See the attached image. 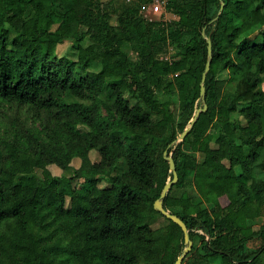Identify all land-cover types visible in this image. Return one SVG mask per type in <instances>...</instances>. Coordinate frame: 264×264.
Returning a JSON list of instances; mask_svg holds the SVG:
<instances>
[{
  "label": "trees",
  "instance_id": "1",
  "mask_svg": "<svg viewBox=\"0 0 264 264\" xmlns=\"http://www.w3.org/2000/svg\"><path fill=\"white\" fill-rule=\"evenodd\" d=\"M153 1L0 0V264H174L166 149L182 264H264V0Z\"/></svg>",
  "mask_w": 264,
  "mask_h": 264
},
{
  "label": "rangeland",
  "instance_id": "2",
  "mask_svg": "<svg viewBox=\"0 0 264 264\" xmlns=\"http://www.w3.org/2000/svg\"><path fill=\"white\" fill-rule=\"evenodd\" d=\"M143 12H144L145 16L148 19H151V20H155V19L169 20L171 18L176 17V15H174L171 12H168L165 9L164 2L162 0H154L153 2L147 4L144 7ZM59 49L62 50L63 52L69 50L70 49V42L67 41V42L61 44L59 46ZM223 75H226V72H224ZM227 86L229 88H233V83L229 82L227 84ZM261 87L264 88V83L261 85ZM81 127L84 128L83 126H81ZM90 156H91L93 161L100 159V154H99V152L96 149H92L90 151ZM202 158H203V154H200V159H202ZM80 162H81V159L79 157H75L71 164L73 165V167H77V166H80ZM50 166H52L51 170L55 174L63 173L61 168L58 167L57 165L52 164ZM125 170H126V161H125L124 158H121V159H119L118 164H117L115 170L113 171V174L114 175L121 174ZM73 173H74V169L73 168L68 169L67 172H66L67 175H73ZM82 182H83V179H75V180H73V184L74 185H80V184H82ZM100 185L101 186H108V185H110V183L108 181H106V180H103L100 183ZM67 199H68V204H69L70 203L69 202L70 197H68ZM166 221H167L166 217H164L161 214H158L155 218L150 220V224H151V226L153 228H156V227H159L161 224L165 223ZM259 221L260 222H264V217H262Z\"/></svg>",
  "mask_w": 264,
  "mask_h": 264
},
{
  "label": "water",
  "instance_id": "3",
  "mask_svg": "<svg viewBox=\"0 0 264 264\" xmlns=\"http://www.w3.org/2000/svg\"><path fill=\"white\" fill-rule=\"evenodd\" d=\"M223 7H224V3H222L221 10L223 9ZM208 41H209V57H208V61H207L206 68H205V71L203 73L202 82H201V92H202V96L203 97L205 96L204 81H205V78H206V74H207L208 70L210 69V64H211V59H212V44H211L210 36L208 37ZM206 108H207V104H205L203 108H198L196 110L194 117L191 119V123L180 134L178 141L183 140L185 138V136L187 135L189 130L193 127V125H194L195 121L197 120L200 112L202 110H206ZM164 155L170 162V170L174 172V178L172 180H169L166 183V185L163 188V191L161 193V197L158 198L155 201V208L159 209L163 214H165L166 216H168L169 218H171L175 222H177L179 225H181V227L184 230L186 246H185L183 252L181 253V255L177 258V260L174 263V264H182L185 256L190 252V250L193 247V241L190 238V231H189V228L187 227L185 221L181 217H179L178 215L171 213L163 205V197L167 194V192L169 191V189L172 186V184L178 180V174H177V170H176L175 161H174V158L172 156V152L169 154L168 153V149H166L165 152H164Z\"/></svg>",
  "mask_w": 264,
  "mask_h": 264
},
{
  "label": "built area",
  "instance_id": "4",
  "mask_svg": "<svg viewBox=\"0 0 264 264\" xmlns=\"http://www.w3.org/2000/svg\"><path fill=\"white\" fill-rule=\"evenodd\" d=\"M163 2H165V0H162Z\"/></svg>",
  "mask_w": 264,
  "mask_h": 264
}]
</instances>
